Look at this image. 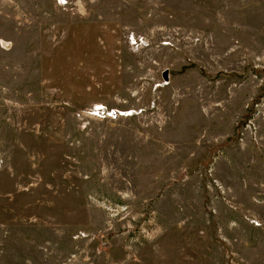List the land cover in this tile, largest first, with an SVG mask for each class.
<instances>
[{"label":"rangeland","instance_id":"rangeland-1","mask_svg":"<svg viewBox=\"0 0 264 264\" xmlns=\"http://www.w3.org/2000/svg\"><path fill=\"white\" fill-rule=\"evenodd\" d=\"M0 264H264V0H0Z\"/></svg>","mask_w":264,"mask_h":264}]
</instances>
